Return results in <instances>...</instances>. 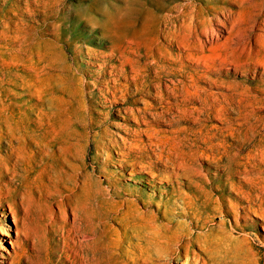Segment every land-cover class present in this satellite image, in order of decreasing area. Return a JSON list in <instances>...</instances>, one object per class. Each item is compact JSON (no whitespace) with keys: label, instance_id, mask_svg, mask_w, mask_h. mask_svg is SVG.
Wrapping results in <instances>:
<instances>
[{"label":"bare ground","instance_id":"1","mask_svg":"<svg viewBox=\"0 0 264 264\" xmlns=\"http://www.w3.org/2000/svg\"><path fill=\"white\" fill-rule=\"evenodd\" d=\"M222 2L225 4L211 6L215 10L209 23L217 19L230 32L235 15L240 13L241 7H238L247 3L255 8L243 25L245 34L249 36L248 31L260 23L259 35H264V0ZM0 4L9 6L7 10L0 9V147L5 142L7 156L20 151L25 157L22 172L12 164L0 166V202L4 199L9 208L17 233L18 219H22L18 209L25 202V192L21 190H25L38 158L41 163L44 152L51 146L49 142L56 137L48 129L49 110L28 111L41 101L34 102L37 98L28 85L29 80L43 81L46 71L43 64L35 69L31 63L33 41L27 17L32 13V2L23 0L21 4V0H0ZM155 12L147 7L137 20H132L133 16L123 11L107 16L104 23L107 32L115 37H124L130 32L133 39L124 43V47L115 42L109 46L110 55L117 62L109 64L108 72L116 75L99 80L103 85L99 90L107 100L121 99L126 104L122 110L134 124L114 134L104 131L117 137L112 136L119 147L116 159L130 166L128 173H133L131 170L135 166L147 172L142 169L168 171L171 165L169 174L173 180L167 174L162 177L155 172L150 174L157 178L156 181L164 176L170 183L171 188L164 190L168 202L152 207V203L132 193L137 196L100 206L94 219L106 225L110 220L118 221L119 227L114 231L119 237L116 247L124 254L123 264H172L173 260L194 252L195 244L211 241L219 252L222 240L228 238L246 240L252 248L254 240L247 229H252L255 222L248 219L245 224H239L238 220L253 213L264 222V136L255 139L259 130L250 131L242 128L240 121L232 122L226 114L223 92L215 94L210 90L223 85L218 74L211 75L217 71L213 45L220 37L218 33L211 28L210 34L206 31L205 40L198 35L191 37L193 18L183 12L168 15L163 20V27H159ZM260 15L263 18L259 22L257 17ZM97 51H93L94 57L102 53ZM182 57L199 67L198 70H189L177 63ZM21 96L25 97L26 103L33 100L32 104L24 109H14L23 102L16 100ZM211 119L219 124L210 123ZM163 122L168 128L158 126ZM37 132L42 133V139L35 135ZM76 134H79L76 129H70L60 132L58 138L60 143L74 148L81 146ZM250 135L251 147L243 155L241 143L248 141ZM118 139L127 144L130 151L150 149L157 156L160 167L153 164L149 153L145 156L148 160L141 157L132 161L127 152L120 149ZM83 144L86 145V141ZM105 157L109 159L112 155L109 152ZM219 168L222 172H218ZM16 176L22 179L17 181ZM146 183L149 182L146 180ZM111 190L107 193L119 195L117 189ZM94 205L92 202L90 209H95ZM175 215L182 219L174 218ZM228 216L233 222L225 218ZM261 226L264 230V225ZM1 234H7L2 226L0 238ZM233 234L235 237L232 238ZM132 239L137 242L133 243ZM206 250L204 248L200 256L204 264L212 257ZM195 254L193 257L197 259L199 256ZM217 261L221 262L220 259Z\"/></svg>","mask_w":264,"mask_h":264},{"label":"rangeland","instance_id":"2","mask_svg":"<svg viewBox=\"0 0 264 264\" xmlns=\"http://www.w3.org/2000/svg\"><path fill=\"white\" fill-rule=\"evenodd\" d=\"M31 2L33 10L30 17H27L33 41L31 63L35 69L43 64L46 71L43 81L29 80L28 85L30 84L31 91L37 98L34 102L39 99L41 103L32 105V109L28 111L35 113L37 110H49L48 129L56 139L49 142L51 146L44 152L41 163L38 158L25 190H21L25 192V202L18 209L22 219H18L17 233L14 231L17 225L9 213V208L4 199L0 202V213L4 212V215H0V226L4 227L7 233L1 234L0 238V264H123L124 254L116 247L119 237L114 231L119 227L118 221L110 220V226L99 224L94 215L100 212V206L115 204L137 195L149 204L152 203V207L167 203L164 190L171 188L170 183L164 180V176L160 181H156L157 178L150 177V174L155 172L160 177L167 174L171 180L174 177L169 174L171 165L168 171L144 167L142 170L147 172L138 170L139 167L135 166V169L131 170L133 173H128L130 166L116 159L119 157L116 153L119 147L112 140L115 135L104 132L108 130L114 134L134 126L122 110L126 104L121 99L107 100L99 90L103 87L99 80L116 75L114 72L110 75L108 72L111 68L109 64L117 62L115 57L110 55L109 46L115 42L124 47V43L133 39L130 32L124 37H115L107 32L104 26L107 16L123 11L132 15V20H137L148 7L156 11L159 27H163V20L168 15H180L182 12L190 15L193 18L190 36L193 38L198 35L205 40V34H210L213 28L220 39L213 45L217 71L211 75L215 77L218 74L219 79L223 80V85L211 87L210 90L215 94L223 92L226 114L230 115V120L234 123L240 121L241 127L250 131L259 130L260 133L255 136V139H259L264 136V35H259L260 23L252 31H248L249 36L243 29L255 7L243 2L244 4L238 7H241L240 13L233 19V30L227 32L217 19L209 23L215 10L211 9V6L224 5L222 0ZM8 7L0 4L1 10H7ZM262 18L260 15L257 20L260 22ZM187 21L189 22L188 19ZM92 50L102 53L94 57ZM141 51L144 52L143 49ZM177 63L188 67L189 70L199 68L193 63H188L184 57ZM126 72L131 75V72ZM111 84L109 82V85ZM16 100L23 102L18 107L14 106V109L30 107L33 102L31 100L26 103L24 96ZM209 122L219 124L215 119ZM163 123L158 126L168 128V125ZM70 129L79 132L76 136L81 146L69 148L65 143H60V132ZM35 135L38 139L43 138L42 133L37 132ZM247 138L248 141L241 143L243 155L251 147L249 138L252 136ZM118 140L120 149L126 151L127 157L132 161L149 153L153 164L160 167L157 156L150 149L130 151L127 144L124 145ZM85 141L86 145L83 144ZM6 147L7 144L3 142L0 151L4 162L1 161L0 166L12 164L22 172L21 167L25 163L23 152H14L7 156ZM109 152L112 157L108 159L105 156ZM145 159L148 160L149 157ZM219 169L218 172H222V169ZM16 177L17 181L22 179L20 176ZM146 180L149 183H146ZM114 188L119 191V195L107 193H111ZM132 193L137 195H131ZM230 198H233V195ZM92 202L95 203V209H90ZM174 218L182 219L178 215ZM225 218L233 222L230 216ZM248 219L255 222L252 229H247L254 240L252 248L248 247L246 240L232 241L228 238L222 240L221 249L217 252L215 244L208 241L203 242V245L195 244L194 252L188 257L173 260L172 264H204L200 257L204 248H207L206 251L212 256L208 262L205 261L206 264H264V230L261 226L264 222L252 213L244 220L239 219L238 223L245 224ZM7 239L11 242H7ZM132 242L137 241L132 239ZM194 254L199 257L194 259ZM218 259L221 262H218Z\"/></svg>","mask_w":264,"mask_h":264}]
</instances>
